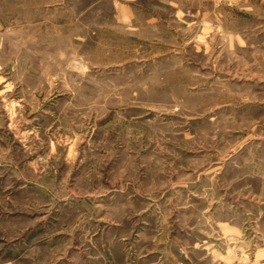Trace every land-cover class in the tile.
I'll return each mask as SVG.
<instances>
[{"label": "rangeland", "instance_id": "rangeland-1", "mask_svg": "<svg viewBox=\"0 0 264 264\" xmlns=\"http://www.w3.org/2000/svg\"><path fill=\"white\" fill-rule=\"evenodd\" d=\"M143 247L264 264V0H0V264Z\"/></svg>", "mask_w": 264, "mask_h": 264}, {"label": "crops", "instance_id": "crops-1", "mask_svg": "<svg viewBox=\"0 0 264 264\" xmlns=\"http://www.w3.org/2000/svg\"><path fill=\"white\" fill-rule=\"evenodd\" d=\"M175 255V256H174ZM87 264H197L196 258L188 253L185 258L180 259L178 251H171L158 249V248H142L138 256L132 257L128 251L123 256L111 255H93L87 256ZM91 257V258H90ZM207 255L204 254L200 259H206ZM221 262V261H219Z\"/></svg>", "mask_w": 264, "mask_h": 264}]
</instances>
